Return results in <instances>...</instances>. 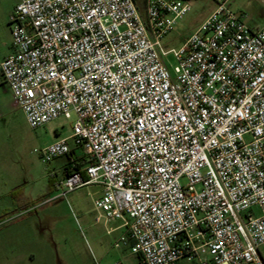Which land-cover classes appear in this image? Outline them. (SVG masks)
Segmentation results:
<instances>
[{
  "label": "built area",
  "instance_id": "1",
  "mask_svg": "<svg viewBox=\"0 0 264 264\" xmlns=\"http://www.w3.org/2000/svg\"><path fill=\"white\" fill-rule=\"evenodd\" d=\"M216 8L178 50L189 0H22L0 75L32 130L75 117L41 151L68 158L62 196L99 188L141 264H264V26ZM173 56L172 67L168 58Z\"/></svg>",
  "mask_w": 264,
  "mask_h": 264
},
{
  "label": "rangeland",
  "instance_id": "2",
  "mask_svg": "<svg viewBox=\"0 0 264 264\" xmlns=\"http://www.w3.org/2000/svg\"><path fill=\"white\" fill-rule=\"evenodd\" d=\"M21 1L0 0V63L14 53L9 20ZM189 3L191 12L164 39L169 49H180L216 8L214 0ZM230 9L251 29L264 26V0H231ZM168 63L176 65L173 56ZM74 123V116L60 118L32 130L0 75V264H13L12 258L21 255L33 257L32 264H141L129 244L119 242L124 230L109 233L119 224L98 221L94 202L99 188L86 186L63 197L66 189L58 185L66 177L63 169L68 158L42 161V149L69 137ZM260 253L264 259V246ZM180 264L200 263L184 260Z\"/></svg>",
  "mask_w": 264,
  "mask_h": 264
},
{
  "label": "crops",
  "instance_id": "3",
  "mask_svg": "<svg viewBox=\"0 0 264 264\" xmlns=\"http://www.w3.org/2000/svg\"><path fill=\"white\" fill-rule=\"evenodd\" d=\"M34 260L35 259H33V257L30 259V258H26L23 255L12 258L13 264H32L34 262Z\"/></svg>",
  "mask_w": 264,
  "mask_h": 264
},
{
  "label": "trees",
  "instance_id": "4",
  "mask_svg": "<svg viewBox=\"0 0 264 264\" xmlns=\"http://www.w3.org/2000/svg\"><path fill=\"white\" fill-rule=\"evenodd\" d=\"M139 4H141L142 6H143V8H144V3H145V0H136ZM65 174V173H64ZM57 185L58 184H56L55 185V188H56V190H57Z\"/></svg>",
  "mask_w": 264,
  "mask_h": 264
}]
</instances>
